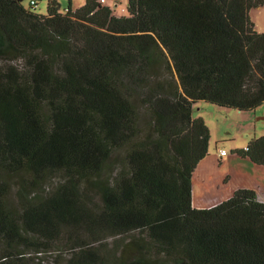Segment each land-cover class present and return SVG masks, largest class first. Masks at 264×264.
Here are the masks:
<instances>
[{
	"label": "trees",
	"instance_id": "1",
	"mask_svg": "<svg viewBox=\"0 0 264 264\" xmlns=\"http://www.w3.org/2000/svg\"><path fill=\"white\" fill-rule=\"evenodd\" d=\"M23 1L0 0V264H264L256 190L193 206L195 105H264V0ZM233 154L264 166V136Z\"/></svg>",
	"mask_w": 264,
	"mask_h": 264
},
{
	"label": "rangeland",
	"instance_id": "2",
	"mask_svg": "<svg viewBox=\"0 0 264 264\" xmlns=\"http://www.w3.org/2000/svg\"><path fill=\"white\" fill-rule=\"evenodd\" d=\"M60 6V12L65 13L69 7L73 10H77L83 7L86 0H56ZM108 3L105 5L111 7L116 16L122 17L127 15V0H106ZM23 5L29 8L31 0H24ZM118 5V6H116ZM36 12L42 15L48 13V0H37ZM251 18L254 23L260 28H264V6L254 8L250 11ZM258 113L252 116L253 122L249 123V117L243 115L239 116L237 112L232 110L221 109L218 106L212 105L207 102H199L195 105L194 117L202 118L210 131L212 136L209 142V148L213 155L216 153L217 148L223 147L226 151L235 153V147H244L247 143L253 140L256 136L259 137L264 134V105L257 109ZM255 112V111H253ZM250 112V113H253ZM256 118H263L258 119ZM124 155L121 152L115 153L112 157L113 166L106 173L107 176H112L116 169L123 164ZM105 175V176H106ZM51 180V179H49ZM45 183L46 188H51V183ZM53 184L57 183L52 182ZM123 239V240H122ZM128 238H110L106 244L110 249H115L117 244L126 245ZM64 240L63 243H65ZM65 247V246H62ZM3 249V245L0 244V252ZM63 252L57 250L49 253L41 254V259L44 264H53L61 262L64 257L70 256V249L65 248ZM31 255V254H30ZM32 256V255H31ZM64 262V261H63Z\"/></svg>",
	"mask_w": 264,
	"mask_h": 264
},
{
	"label": "crops",
	"instance_id": "3",
	"mask_svg": "<svg viewBox=\"0 0 264 264\" xmlns=\"http://www.w3.org/2000/svg\"><path fill=\"white\" fill-rule=\"evenodd\" d=\"M106 3L108 2L106 1ZM254 25L258 32L264 33V28L260 29L255 23ZM232 111L237 112L236 110ZM257 113L258 110L253 113L237 112L239 116L245 115L249 117V123L253 122L252 116ZM258 119L263 118H256V120ZM262 136L264 134L259 137ZM255 138L258 137L256 136ZM247 145L248 143L242 148L235 147L232 149H243ZM221 149L224 148H217L216 153L213 155L209 148V155L199 163L195 171L193 178V206L197 209L214 207L228 200L238 189L256 190L259 201L264 203V166L256 165L251 160L242 159L233 153H231L232 155L228 153L225 156H221L219 153Z\"/></svg>",
	"mask_w": 264,
	"mask_h": 264
},
{
	"label": "built area",
	"instance_id": "4",
	"mask_svg": "<svg viewBox=\"0 0 264 264\" xmlns=\"http://www.w3.org/2000/svg\"><path fill=\"white\" fill-rule=\"evenodd\" d=\"M100 2L104 4V3H106V0H100ZM31 4L34 5V4H36V2L34 0H32ZM116 6H118V5H116ZM219 153H220L221 156H225V155L228 154V152L225 149H221L219 151Z\"/></svg>",
	"mask_w": 264,
	"mask_h": 264
}]
</instances>
